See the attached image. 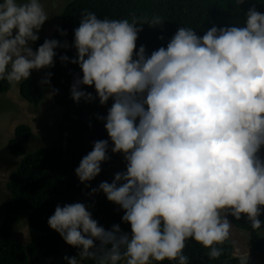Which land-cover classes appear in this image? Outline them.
<instances>
[{"label":"clouds","instance_id":"obj_1","mask_svg":"<svg viewBox=\"0 0 264 264\" xmlns=\"http://www.w3.org/2000/svg\"><path fill=\"white\" fill-rule=\"evenodd\" d=\"M246 17L244 27L213 26L202 37L179 28L167 48L146 57L143 46L135 51L137 25L161 26L163 18L139 23L82 14L71 62L83 78L73 84L72 99L93 100L80 85H94L101 105L114 99L105 128L127 169L99 190L124 210L132 234L119 225L105 230L82 203L58 205L48 225L80 249V259L188 264L190 239L217 259L231 234L227 215L246 216L254 231L264 226V160L258 155L264 147V14L253 7ZM48 18L39 0H0V80L18 84L32 70L54 66V50L66 43L45 40L36 51L29 46ZM107 148L108 141H97L82 158L75 170L81 183L100 174ZM97 240L99 252L93 250ZM64 259L79 264L76 257Z\"/></svg>","mask_w":264,"mask_h":264},{"label":"trees","instance_id":"obj_2","mask_svg":"<svg viewBox=\"0 0 264 264\" xmlns=\"http://www.w3.org/2000/svg\"><path fill=\"white\" fill-rule=\"evenodd\" d=\"M253 7L264 14V0H245L243 4H238L237 0H72L64 7L57 29L49 38H39L34 46L36 51L45 40H57L61 45H68L67 48L55 49L54 66L44 68L45 80L52 97L64 111L57 124L48 123L49 133L53 134L56 130L54 143L34 146L33 132L26 124H18L8 142L9 153L21 160L9 174V194L4 196L0 192V205L2 203L4 208L0 222V264H67L65 256L76 257L79 264H96L94 259H80V249L66 244L48 225V219L58 205L63 207L75 203L81 191L92 189L109 176L121 156V153L112 152L114 145L105 128L106 117L114 99L110 98L106 104L101 105L94 85H80V90L91 93L93 100L81 99L75 102L72 99L73 84L83 78L79 65L71 62L77 58V51L73 47L74 30L79 27L82 14L88 11L95 13L100 19H127L129 22L135 17L139 23H145L156 16L163 18L161 26L137 25L142 31L138 34L135 51L138 52L143 46L145 56L150 57L153 51L161 47L167 48L172 37L182 27L193 29L200 37L213 26L218 29L244 27L246 14ZM61 31L66 35H61ZM62 56H67L68 61L62 62ZM10 88L11 83L6 79L0 80V94L6 93ZM44 91L32 78L22 81L19 87L20 97L35 107L43 102ZM136 123H139V119ZM101 140L108 141V159L102 162L97 177L81 183L75 170L82 158L93 150L94 143ZM260 159L262 160L261 157ZM89 212L105 230L110 231L114 225H119L121 232L131 237L130 224L122 220L124 210L109 202L106 196L98 199ZM25 213L28 214L29 242L23 245L14 237L13 230ZM227 219L247 235L249 250L264 262V226L254 231L244 215L236 220L229 214ZM259 219L264 224V212ZM94 243L93 250L99 252L100 241ZM221 247L222 255L217 259H209V249L190 239L184 252L188 257V264H261L234 256L233 244L229 239ZM154 264L158 262L154 261ZM159 264L170 262L166 260Z\"/></svg>","mask_w":264,"mask_h":264},{"label":"rangeland","instance_id":"obj_3","mask_svg":"<svg viewBox=\"0 0 264 264\" xmlns=\"http://www.w3.org/2000/svg\"><path fill=\"white\" fill-rule=\"evenodd\" d=\"M70 1L72 0H39L45 13L49 17L48 20H46L42 25L39 32L36 33L39 38H49L52 32L55 31V29L60 25L62 11ZM34 43L29 42V46L33 49V51ZM29 78L36 80L40 84L41 88L45 90L43 102L38 107L27 103L20 97L19 87L21 82L18 84H11V88L6 93L0 94V103H3V105L0 106V110H2L0 111V192L4 196L9 194L7 190L9 174L17 167L19 161L21 160L20 157L12 156L7 148L8 142L13 136L15 127L18 124L28 125L34 135L32 144L34 146L37 144L47 146L54 143L57 136L55 125H53L55 133L53 132V134H51L48 132V123L57 124L61 120L64 111L63 108L59 107L55 103L52 97L51 90L45 80L44 68L40 70H32ZM51 140H53L51 143H47V141ZM258 154L262 160H264V147L261 148ZM126 169L127 162L124 158V155L121 153L120 158L114 164L109 176L100 181L92 189L81 191L79 196H77L75 199V203L84 204L89 211V209L98 199L106 196L102 191L99 190V185L102 182H108L111 184L115 178V175L120 172H126ZM93 189L96 191L93 192ZM2 206L3 204L1 203L0 222L2 221L1 219L4 215V208H2ZM13 231L14 237L20 240L23 245L28 244V214L25 213L22 216L21 220ZM230 235V240L233 244L234 255L248 257L246 253L247 250H250L248 247L247 235L233 225ZM253 258L255 261L260 262L261 264L264 263L262 262L263 260L261 258ZM122 264H125V262L123 261Z\"/></svg>","mask_w":264,"mask_h":264},{"label":"crops","instance_id":"obj_4","mask_svg":"<svg viewBox=\"0 0 264 264\" xmlns=\"http://www.w3.org/2000/svg\"><path fill=\"white\" fill-rule=\"evenodd\" d=\"M230 238H231V235H230V237H229V240H230ZM230 241H231V240H230ZM231 242H232V241H231ZM233 252H234V251H233ZM246 255H248V257H242V256H238V255H236V257L243 258V259H246V260L255 261L254 258H253V254H251L250 251L247 250ZM234 256H235V255H234Z\"/></svg>","mask_w":264,"mask_h":264}]
</instances>
